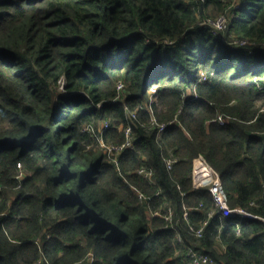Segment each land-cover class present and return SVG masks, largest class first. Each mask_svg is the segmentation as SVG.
Masks as SVG:
<instances>
[{
  "label": "trees",
  "instance_id": "16d2710c",
  "mask_svg": "<svg viewBox=\"0 0 264 264\" xmlns=\"http://www.w3.org/2000/svg\"><path fill=\"white\" fill-rule=\"evenodd\" d=\"M262 109L264 0H0V264H264ZM104 121L131 128L116 164L82 131ZM198 156L259 219L193 188Z\"/></svg>",
  "mask_w": 264,
  "mask_h": 264
},
{
  "label": "built area",
  "instance_id": "2783aa9c",
  "mask_svg": "<svg viewBox=\"0 0 264 264\" xmlns=\"http://www.w3.org/2000/svg\"><path fill=\"white\" fill-rule=\"evenodd\" d=\"M235 8L237 9L238 6H235ZM219 19H217L215 22H212V24L215 26L217 30H222L225 27V18L221 17L222 22L221 24L218 23L219 28H217L216 22ZM244 43L245 41L240 42V44H244ZM202 80H205L204 76H202ZM116 89L118 92V96L115 100H120L123 97V95H125L124 94V84L121 82L118 83L116 86ZM154 96H155V90L151 89L149 93V104L153 102ZM194 98L196 99L195 96ZM262 111L264 112V109H262ZM218 121L220 124H224V118L222 116L218 117ZM173 122L174 120L169 121V122L159 123L156 121V119L154 118L151 119V125L153 127L156 126L157 128V139L161 137V135L164 133L168 125L172 124ZM108 128H109V122L104 121L100 123L98 126H95L94 124H88L83 127L82 131L88 134L91 137V139L94 140V143H95L94 145L107 156L110 162L116 164L118 156L122 154L125 150L132 148L133 143H132V137L130 135L131 128L127 126L123 130L125 140L120 145H114L113 143L106 141L105 133ZM175 161L176 159L172 157V154H169L167 157H165L164 162L166 165V169L167 170L171 169ZM193 163L195 165L194 171L192 173L193 188L197 189L200 187H208V190L211 193L215 207L219 209L223 213L224 216L226 217L239 216L243 219H259L258 216L252 213H249L241 208L232 209L227 205L226 195L222 188L218 173L206 163V161L203 159L202 156H198L196 159H194ZM136 172L138 175L142 176L144 179L149 181L150 184L154 183L152 170L150 168L141 167ZM135 192L138 195L139 201L147 205V210L150 216L162 217V219L166 223V226L169 222H171L172 212H171V208L169 204L165 202L162 206L152 209L148 203L150 201V198L139 191L135 190ZM155 195H158V193H156ZM212 214L213 212H210L209 216H211ZM183 219L186 221V214L183 215ZM261 220L264 222L263 219ZM205 224L206 223H204L202 227L194 231L196 236L201 235ZM176 239L179 242L181 241L180 236L178 235L176 236ZM185 255L189 259L190 264H220L216 262L213 258L209 257L206 254L199 252L193 247L186 248Z\"/></svg>",
  "mask_w": 264,
  "mask_h": 264
},
{
  "label": "rangeland",
  "instance_id": "374dc122",
  "mask_svg": "<svg viewBox=\"0 0 264 264\" xmlns=\"http://www.w3.org/2000/svg\"><path fill=\"white\" fill-rule=\"evenodd\" d=\"M221 22H222V19H221V18L216 22L217 28H219V27H218V23L221 24ZM220 24H219V25H220ZM213 26H214V25H213ZM214 27H215V26H214ZM61 88H63V85H61ZM194 167H195V165H194V163H193L192 173H193V171H194ZM192 180H193V179H192Z\"/></svg>",
  "mask_w": 264,
  "mask_h": 264
}]
</instances>
